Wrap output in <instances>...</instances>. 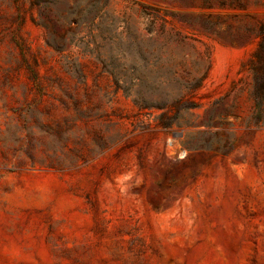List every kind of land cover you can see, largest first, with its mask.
I'll return each mask as SVG.
<instances>
[{
	"label": "rangeland",
	"instance_id": "obj_1",
	"mask_svg": "<svg viewBox=\"0 0 264 264\" xmlns=\"http://www.w3.org/2000/svg\"><path fill=\"white\" fill-rule=\"evenodd\" d=\"M0 264H264V0H0Z\"/></svg>",
	"mask_w": 264,
	"mask_h": 264
},
{
	"label": "trees",
	"instance_id": "obj_2",
	"mask_svg": "<svg viewBox=\"0 0 264 264\" xmlns=\"http://www.w3.org/2000/svg\"><path fill=\"white\" fill-rule=\"evenodd\" d=\"M200 86V85H199Z\"/></svg>",
	"mask_w": 264,
	"mask_h": 264
}]
</instances>
